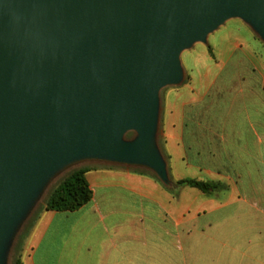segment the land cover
<instances>
[{"label": "water", "instance_id": "water-1", "mask_svg": "<svg viewBox=\"0 0 264 264\" xmlns=\"http://www.w3.org/2000/svg\"><path fill=\"white\" fill-rule=\"evenodd\" d=\"M231 19L264 39V0H0V263L39 186L67 163L165 172L160 91L182 81V53Z\"/></svg>", "mask_w": 264, "mask_h": 264}, {"label": "crops", "instance_id": "crops-1", "mask_svg": "<svg viewBox=\"0 0 264 264\" xmlns=\"http://www.w3.org/2000/svg\"><path fill=\"white\" fill-rule=\"evenodd\" d=\"M226 39L219 52L204 44L190 54L187 81L164 98L172 182L219 188L170 190L150 175L90 167L92 200L43 210L21 264H264V49L240 28Z\"/></svg>", "mask_w": 264, "mask_h": 264}, {"label": "rangeland", "instance_id": "rangeland-1", "mask_svg": "<svg viewBox=\"0 0 264 264\" xmlns=\"http://www.w3.org/2000/svg\"><path fill=\"white\" fill-rule=\"evenodd\" d=\"M242 27L244 28L245 32H247V34L249 35L251 33L253 34L256 40L254 44L261 46L264 49V39L262 38V36L250 24L243 21L242 19H231L227 21L218 30H216L214 33L209 35L207 39V43H204V44L206 45L208 44L207 45L208 47H215L216 51L219 52V49H225L228 47L229 41L226 38H228V36L230 37V34H234L235 31L239 30V28H240V31L244 32ZM204 44L196 43L193 45L191 49L184 51L182 53L181 66H182V71H183V76H184L182 81L177 85H170V86L164 87L160 91V94H159V107H158V115H157V121H156L157 123L155 127V132H154L153 145L162 163L165 166V172L162 174L145 163L119 161V160L109 159L105 157H93V158L84 157V158L71 161L70 163H67L66 165L58 168L52 174H50L44 180V182L39 186L33 198L30 200V202L26 206L24 212L22 213L20 218L17 220L13 230L8 236L7 242H5L4 247L2 249L0 264H16V261L18 259L17 247L19 245L21 236L23 238L25 234H28L29 230L34 225V221L39 217V215L43 211L42 209L45 207L50 194L57 187V185L74 170L88 169L90 167H97V166H101V167L105 166V167L123 168V169L130 170L133 172L144 173L146 175H150L156 178L159 181H163L165 177L168 179H171L169 157L163 151V146H164V135H163L164 98L166 94L169 92V90L173 88H178L184 82L187 81L186 70H185L186 64L192 65V63L189 62V55L190 54L198 55L200 52L206 50L207 46H205ZM137 136L138 135L136 132L131 131L125 135V140L133 141L137 138ZM23 243H24V240L21 246H23Z\"/></svg>", "mask_w": 264, "mask_h": 264}, {"label": "trees", "instance_id": "trees-1", "mask_svg": "<svg viewBox=\"0 0 264 264\" xmlns=\"http://www.w3.org/2000/svg\"><path fill=\"white\" fill-rule=\"evenodd\" d=\"M86 173L87 169H77L71 172L53 190L48 198L45 207L42 210L55 212H74L88 204L93 198V191L91 190L90 185L87 181ZM166 186L170 190H175L178 187L196 188L207 196H211L212 193L219 188V186L214 182H202L191 179L182 180L178 183L169 181L166 183ZM36 220L34 221V223L36 222ZM27 235L28 234H25V236L23 237L24 239L21 236L19 245L17 247L18 259L16 261V264H21V245Z\"/></svg>", "mask_w": 264, "mask_h": 264}]
</instances>
